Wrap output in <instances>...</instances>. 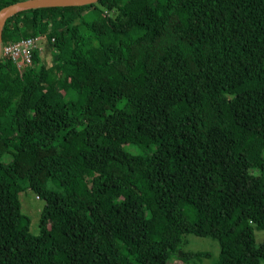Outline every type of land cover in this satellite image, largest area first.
Masks as SVG:
<instances>
[{
    "label": "trees",
    "instance_id": "1",
    "mask_svg": "<svg viewBox=\"0 0 264 264\" xmlns=\"http://www.w3.org/2000/svg\"><path fill=\"white\" fill-rule=\"evenodd\" d=\"M35 35L54 87L39 57L0 59V264L208 257L178 253L188 235L217 242L214 264H264V0L28 10L1 46Z\"/></svg>",
    "mask_w": 264,
    "mask_h": 264
},
{
    "label": "rangeland",
    "instance_id": "2",
    "mask_svg": "<svg viewBox=\"0 0 264 264\" xmlns=\"http://www.w3.org/2000/svg\"><path fill=\"white\" fill-rule=\"evenodd\" d=\"M40 60L43 61V63L48 68V76L50 79V85L51 87L55 86V76L57 75L58 70H56V67L52 66L50 63V55L46 52H44V55L40 58ZM199 68L203 69L204 64L199 61L198 62ZM125 150L132 151L133 148L130 146H125ZM20 201V207H21V213L26 216L30 220V229L33 232H36L37 230V224H38V218H39V211L44 205V201L41 199H37L35 194L31 192L28 189H25L19 196ZM254 233V239L256 244L264 241V231L262 230H253ZM186 245L182 246L178 253L182 254H189V253H195V252H205L208 254V257L206 258H188L187 261H180V256H174L172 255L171 258H174L171 260L169 264H214L218 260L219 256V247L215 240H212L211 238H200L195 237L192 235L186 236ZM174 256V257H173ZM263 264V263H261Z\"/></svg>",
    "mask_w": 264,
    "mask_h": 264
},
{
    "label": "built area",
    "instance_id": "3",
    "mask_svg": "<svg viewBox=\"0 0 264 264\" xmlns=\"http://www.w3.org/2000/svg\"><path fill=\"white\" fill-rule=\"evenodd\" d=\"M44 52L45 40L41 36H35L0 46V59L10 60L16 69L21 70L23 67H29L35 57L41 58Z\"/></svg>",
    "mask_w": 264,
    "mask_h": 264
},
{
    "label": "water",
    "instance_id": "4",
    "mask_svg": "<svg viewBox=\"0 0 264 264\" xmlns=\"http://www.w3.org/2000/svg\"><path fill=\"white\" fill-rule=\"evenodd\" d=\"M98 0H24L7 5L0 9V46L1 33L5 22L20 12L44 9V8H64V7H82L96 3Z\"/></svg>",
    "mask_w": 264,
    "mask_h": 264
},
{
    "label": "bare ground",
    "instance_id": "5",
    "mask_svg": "<svg viewBox=\"0 0 264 264\" xmlns=\"http://www.w3.org/2000/svg\"><path fill=\"white\" fill-rule=\"evenodd\" d=\"M35 36H41V35H35ZM35 36H31V37H35ZM31 37H28V38H31ZM42 37V36H41ZM44 39V37H42ZM25 39V38H24Z\"/></svg>",
    "mask_w": 264,
    "mask_h": 264
}]
</instances>
